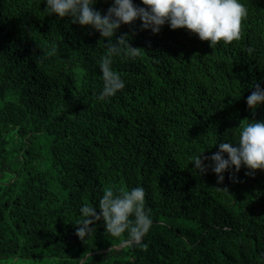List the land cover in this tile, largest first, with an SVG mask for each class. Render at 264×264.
Segmentation results:
<instances>
[{
	"label": "trees",
	"instance_id": "obj_1",
	"mask_svg": "<svg viewBox=\"0 0 264 264\" xmlns=\"http://www.w3.org/2000/svg\"><path fill=\"white\" fill-rule=\"evenodd\" d=\"M241 2V38L214 47L167 24L122 25L116 37L140 50L113 57L126 87L100 101V33L50 16L44 0H0V264H264V171L218 184L191 164L264 121V104H246L264 88V0ZM137 186L154 222L140 244L103 220L77 237L82 205L99 212L106 187Z\"/></svg>",
	"mask_w": 264,
	"mask_h": 264
},
{
	"label": "clouds",
	"instance_id": "obj_2",
	"mask_svg": "<svg viewBox=\"0 0 264 264\" xmlns=\"http://www.w3.org/2000/svg\"><path fill=\"white\" fill-rule=\"evenodd\" d=\"M97 2L44 0L45 11L50 16L55 15L60 19L67 17L73 24L91 27L107 41L108 55L98 64L103 81L97 95L100 101L114 97L126 87L123 78L113 70V57H134L140 50L130 46L127 34L116 37L122 25H131L139 20L142 30L158 34L167 24L172 30L186 29L214 47L221 41L229 44L239 40L242 22L248 15V9L241 0H140L143 7L133 0H111V6L103 14L94 7ZM252 87L255 90L247 97L246 104L249 109L255 110L264 104V88L259 84ZM246 121L239 126L237 142L220 141L217 143L218 151L210 157L202 158L204 152L193 157L191 164L198 174L205 175L211 170L217 176V183L222 184L225 172L230 173V180L237 182L235 173L241 167L251 170L246 175H254L256 170L264 171V121ZM145 196L142 186L128 191L106 187L99 200V212L97 207L86 204L80 207L77 237L81 240L90 237L95 231L96 222L103 220L105 231L111 237H124L123 245L140 244L154 223L151 209L145 206ZM81 264H85V261L81 260Z\"/></svg>",
	"mask_w": 264,
	"mask_h": 264
},
{
	"label": "rangeland",
	"instance_id": "obj_3",
	"mask_svg": "<svg viewBox=\"0 0 264 264\" xmlns=\"http://www.w3.org/2000/svg\"><path fill=\"white\" fill-rule=\"evenodd\" d=\"M25 261L22 260H16V261H10V264H24ZM42 264H51V261L43 262Z\"/></svg>",
	"mask_w": 264,
	"mask_h": 264
},
{
	"label": "water",
	"instance_id": "obj_4",
	"mask_svg": "<svg viewBox=\"0 0 264 264\" xmlns=\"http://www.w3.org/2000/svg\"><path fill=\"white\" fill-rule=\"evenodd\" d=\"M84 261L86 260V258L85 259H83Z\"/></svg>",
	"mask_w": 264,
	"mask_h": 264
}]
</instances>
